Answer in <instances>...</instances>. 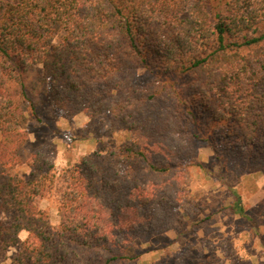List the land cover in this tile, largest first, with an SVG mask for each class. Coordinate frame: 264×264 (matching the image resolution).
<instances>
[{
  "label": "trees",
  "instance_id": "trees-1",
  "mask_svg": "<svg viewBox=\"0 0 264 264\" xmlns=\"http://www.w3.org/2000/svg\"><path fill=\"white\" fill-rule=\"evenodd\" d=\"M181 2L0 0V256L17 246L9 264H135L136 237L180 222L172 208L185 169L199 165L197 141L220 165L264 173V0ZM138 69L162 77L136 84ZM41 96L89 121L106 111L132 134L63 169L56 225L36 204L55 185L53 162L34 152L26 177L13 168Z\"/></svg>",
  "mask_w": 264,
  "mask_h": 264
},
{
  "label": "rangeland",
  "instance_id": "rangeland-1",
  "mask_svg": "<svg viewBox=\"0 0 264 264\" xmlns=\"http://www.w3.org/2000/svg\"><path fill=\"white\" fill-rule=\"evenodd\" d=\"M181 1L184 8L191 3V0ZM55 32L56 42L59 33ZM161 77L158 73L138 69L134 81L142 85ZM175 77L168 75L163 79L171 81ZM184 78L188 80L190 77ZM37 111L39 120L33 115L27 117L28 141L20 148L13 168L26 177L29 172L27 162L34 152L53 162L57 176L55 185L38 196L36 204L56 225L60 220L58 207L64 190L63 169L99 145L104 148L124 145L132 134L114 126L111 115L106 111L89 121L81 112L57 110L46 96L40 97ZM196 148L199 165L185 169L180 200L172 208L180 222L159 234L136 237L134 246L129 248V253L136 255L134 263L264 264V256L259 262L248 260L253 251H258L257 248L260 252L264 250V173H237L220 165L207 141H197ZM233 191L240 196L242 213L232 207L235 201ZM12 218L13 214H10L5 220L9 222ZM19 236L23 240L27 232L21 231ZM16 251L17 246L9 247L0 256V264H9Z\"/></svg>",
  "mask_w": 264,
  "mask_h": 264
},
{
  "label": "crops",
  "instance_id": "crops-1",
  "mask_svg": "<svg viewBox=\"0 0 264 264\" xmlns=\"http://www.w3.org/2000/svg\"><path fill=\"white\" fill-rule=\"evenodd\" d=\"M260 238H261V236L259 235V239H260ZM179 242H180V240H179ZM254 243L257 244L256 241H254ZM253 248H254V247H253ZM257 250H258L257 252H258L259 254H258L257 252H254V251H253V252L251 253V254H252L251 257L248 256V260H249V261H251V262H253V263L255 262V260H257V262L262 261V259H263L262 256H264V250H263L262 252H260L259 248H257Z\"/></svg>",
  "mask_w": 264,
  "mask_h": 264
}]
</instances>
